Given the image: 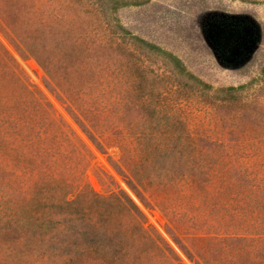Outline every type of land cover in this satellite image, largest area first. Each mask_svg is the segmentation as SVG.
<instances>
[{"label":"rangeland","instance_id":"374dc122","mask_svg":"<svg viewBox=\"0 0 264 264\" xmlns=\"http://www.w3.org/2000/svg\"><path fill=\"white\" fill-rule=\"evenodd\" d=\"M245 10L264 28V0H0V43L40 100L6 71L2 91L49 141L62 119L92 153L90 186L122 189L180 264H264V41L222 66L204 39ZM2 221L0 264H57Z\"/></svg>","mask_w":264,"mask_h":264},{"label":"trees","instance_id":"16d2710c","mask_svg":"<svg viewBox=\"0 0 264 264\" xmlns=\"http://www.w3.org/2000/svg\"><path fill=\"white\" fill-rule=\"evenodd\" d=\"M20 48L27 53L36 50ZM13 67L0 43V74H11L22 91L39 101ZM2 90L0 81V219L7 235L17 236L21 247L38 249L57 264H180L122 189L101 193L90 186L85 170L92 153L72 130L64 131L62 119L53 118L58 135L55 142L49 141L16 98ZM46 106L35 109L41 116L45 111L54 115ZM89 136L97 146L94 135ZM58 142H67L75 153L70 163L54 151ZM127 184L139 191L132 180Z\"/></svg>","mask_w":264,"mask_h":264},{"label":"water","instance_id":"95a60500","mask_svg":"<svg viewBox=\"0 0 264 264\" xmlns=\"http://www.w3.org/2000/svg\"><path fill=\"white\" fill-rule=\"evenodd\" d=\"M228 16L233 19L231 22H209L204 36L208 47L212 49L214 60L222 66L233 62L242 53V49L249 52V58L260 49L264 41L262 27H257L256 34L252 36V27L247 23L251 17L249 10L236 11ZM251 21L254 23L257 20L253 18Z\"/></svg>","mask_w":264,"mask_h":264},{"label":"flooded vegetation","instance_id":"af4514ba","mask_svg":"<svg viewBox=\"0 0 264 264\" xmlns=\"http://www.w3.org/2000/svg\"><path fill=\"white\" fill-rule=\"evenodd\" d=\"M222 17H223V18H221L220 20L216 19V20H214V21L220 23V22H222V21L231 22V21L233 20V19L230 18L228 15H224V14H223ZM247 23H248V22H247ZM248 24H249V23H248ZM255 34H256V30L252 28V36H254ZM248 56H249V52H248L247 50H245V49H242V53H241L239 56H237L236 59H235L233 62H230V63L228 64V66H230V65H232V64H233V65H235V64H239V63L243 62L246 58H248Z\"/></svg>","mask_w":264,"mask_h":264}]
</instances>
